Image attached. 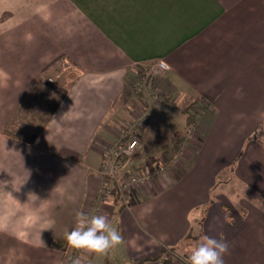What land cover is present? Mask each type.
I'll list each match as a JSON object with an SVG mask.
<instances>
[{"label": "crops", "instance_id": "crops-1", "mask_svg": "<svg viewBox=\"0 0 264 264\" xmlns=\"http://www.w3.org/2000/svg\"><path fill=\"white\" fill-rule=\"evenodd\" d=\"M160 61L169 67L154 71L158 95L139 109L132 84ZM63 95L45 125H31ZM167 102L185 116L184 105L204 108L197 139L124 208L100 201L123 236L114 261L185 264L159 256L196 231L228 241L225 264H264V201H250L264 200V145L255 139L264 0H0V264H66L59 243L76 213L98 202L104 150L142 111L149 120Z\"/></svg>", "mask_w": 264, "mask_h": 264}, {"label": "rangeland", "instance_id": "rangeland-1", "mask_svg": "<svg viewBox=\"0 0 264 264\" xmlns=\"http://www.w3.org/2000/svg\"><path fill=\"white\" fill-rule=\"evenodd\" d=\"M155 66L152 65L147 68H142L139 71V75L135 78L136 80L132 84L133 86L132 90L136 92L137 95H139L140 97L143 96V98H141L143 106H141L139 109L141 108L143 109V107H145V103L147 102V96L149 98L152 96L153 93L155 95H158L157 94L158 91L155 88V74H154ZM63 80L64 79H62L61 77L59 78L56 77L54 81H52V83L55 85H61L63 83ZM148 87H152V88H148ZM159 95L164 97V95H161V94ZM167 103L168 104L166 105H159V107L156 108L157 111L151 114V119L146 121L145 127H143L141 130V138L143 137L145 144L143 148L138 150L135 157H133V159L130 160L131 163H132V160L135 159L141 162H148V164L142 166L141 168H136V169H133L132 167L129 166L130 164H128V166L130 167L128 168L130 170L140 171L144 169L145 167H151L150 164L152 162L158 161L161 157L169 154L173 149H176L177 147H179V150L177 148L175 151V155L177 159L175 158L176 161L170 164V167L165 171L167 172L175 164H177L180 159H182V155L184 154V152L187 149H189V146H191L190 144L192 142H195V140L197 139V134L195 132L196 123L194 124L191 123L193 116L190 117V115L195 112L194 117L197 120L198 117L200 116L198 114L199 113L202 114V112L204 111V108L200 107L199 110L195 109L193 111V109H191V105L193 104V102L190 103L189 106L184 105L183 107L184 109L189 108L188 110L185 111L187 115L185 116L183 111L182 112L178 111L179 104H176V106H173L172 103L170 102H167ZM183 116L187 117V120L188 119L189 120H188L185 130L184 129L180 130V128H183L181 126L184 123V119H182ZM143 130H145V132ZM118 139L115 140L113 143H110L109 145L115 144L118 141ZM255 139L259 140L264 145V123L262 124L260 129L255 134ZM106 149L104 151H106ZM230 176H231L230 170H227L224 173H222L219 178L221 180H226V179H229ZM238 187H239L238 190L236 188H234V190L237 191L238 194L240 195L242 194L246 195L247 192H250V191H247L245 187H241V186H238ZM256 202L259 205H261V202L259 201H256ZM93 209H91L90 212H92ZM201 236H203V234L200 236L196 235V231L194 233H189V235L180 243V245L174 246L173 249L169 248L168 251L170 254H174L175 257L182 256L183 258L187 259V254L189 252V249L199 242ZM59 244H61V249L66 256V259H67L66 264H68V261L70 260V257L74 253V250L73 248L68 246L66 240L60 242ZM117 251H118V246L112 249L107 256L95 255V254H92L91 256V254L85 252L84 253L85 258L83 260H81L80 258V261H81V264H106V259L108 258L110 259L112 263H116L114 261V258H116ZM171 251H174V252H171ZM78 256L80 257V255ZM77 259L79 258L77 257Z\"/></svg>", "mask_w": 264, "mask_h": 264}, {"label": "built area", "instance_id": "built-area-1", "mask_svg": "<svg viewBox=\"0 0 264 264\" xmlns=\"http://www.w3.org/2000/svg\"><path fill=\"white\" fill-rule=\"evenodd\" d=\"M168 67L164 61H160L155 66V70H163ZM49 80L52 82L54 78L50 77ZM147 120V114L145 112L140 113L136 122L130 124L123 131L122 138H119L115 144L108 145L106 151H104L102 165L99 170L100 186L98 190V202L94 209L100 210V201L110 198L115 192H118L123 198L124 203H126L128 195L131 192H134L153 178L161 176L170 167V164L176 161L175 151L177 148L179 150V147L173 149L158 161L152 162L150 164L151 167H145L140 171H132L128 168L130 160L135 157L141 148V130L145 127ZM73 250L74 253L70 257L68 264H71V261L77 259V257L79 260L80 258L81 260L85 258L84 251Z\"/></svg>", "mask_w": 264, "mask_h": 264}, {"label": "clouds", "instance_id": "clouds-1", "mask_svg": "<svg viewBox=\"0 0 264 264\" xmlns=\"http://www.w3.org/2000/svg\"><path fill=\"white\" fill-rule=\"evenodd\" d=\"M256 200L264 201L259 198L250 201ZM65 239L75 250L104 256L124 242L121 232L112 225L107 214H100L98 209L91 213L78 211L75 226L65 233ZM229 254L230 245L226 239L203 235L189 249L185 264H225L224 257ZM71 264H81V261L74 259Z\"/></svg>", "mask_w": 264, "mask_h": 264}, {"label": "trees", "instance_id": "trees-1", "mask_svg": "<svg viewBox=\"0 0 264 264\" xmlns=\"http://www.w3.org/2000/svg\"><path fill=\"white\" fill-rule=\"evenodd\" d=\"M63 98H64V95L62 96V98L60 100H58L57 98L56 99H52L51 102H49V104L47 106L46 113H45V116H44L45 119L44 120L40 119V120L31 122V125H36L37 129L40 128L41 126L45 125V123L48 122L50 115L57 109V107L59 105V102ZM188 109H185V110H188ZM194 115H195V112L190 115V117L193 116L192 117L193 119L191 121L192 124L197 123V120L195 119ZM40 117H43V116H40ZM34 138L35 137H31V136L28 137L27 136L25 139H27L29 141H32ZM111 198H112V201L115 204V206L119 207L120 209L125 207V203L123 201V198L120 196V194L118 192L113 193ZM169 248L173 249L174 247L163 246L162 250H161V254L159 256V258L163 259V261L165 263H171L173 258H175L174 254H170L169 253V251H168ZM171 252H174V251H171ZM146 261H148V259L147 260H142V261H139V262L120 263V264H145ZM106 264H119V263H112L110 261V259L107 258L106 259Z\"/></svg>", "mask_w": 264, "mask_h": 264}]
</instances>
